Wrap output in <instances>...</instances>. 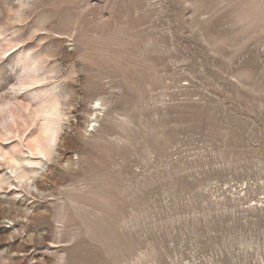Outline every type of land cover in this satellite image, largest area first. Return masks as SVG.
Masks as SVG:
<instances>
[{"label":"rangeland","instance_id":"374dc122","mask_svg":"<svg viewBox=\"0 0 264 264\" xmlns=\"http://www.w3.org/2000/svg\"><path fill=\"white\" fill-rule=\"evenodd\" d=\"M0 221V264H264V0H0Z\"/></svg>","mask_w":264,"mask_h":264},{"label":"bare ground","instance_id":"6f19581e","mask_svg":"<svg viewBox=\"0 0 264 264\" xmlns=\"http://www.w3.org/2000/svg\"><path fill=\"white\" fill-rule=\"evenodd\" d=\"M58 105V104H57ZM59 106V105H58ZM57 106V107H58ZM59 109V107H58ZM57 114H58V111L56 108L54 107H51L49 110H47L45 112V115H46V118H48L47 120L49 121V126L47 125V127L49 128L48 129V132H47V139H46V144L43 146V145H40L38 146V149L42 152H45V155L46 152H49L51 150H54L59 158H68L69 159V154L66 153L65 151V144L67 142H70L69 140L71 139V132H69L68 130H66L64 127V129L60 128L59 129V126L57 124ZM75 117V116H74ZM69 118V117H68ZM61 119V118H60ZM59 123H61L59 121ZM61 127V126H60ZM51 153V152H50ZM49 154V153H48ZM47 156H50V155H47ZM46 156V157H47ZM37 158V157H36ZM28 160V159H27ZM17 161V160H16ZM13 162V161H12ZM15 162V160H14ZM11 164V163H10ZM20 164V163H19ZM28 165L30 166H39L41 165V168H43L44 165H42V162L40 159L38 160H31V161H28ZM59 163H55V164H48L47 166V169L46 171L41 175V177H39L38 179L35 180V183H34V189H36L38 192L42 191L44 185L42 184V180L45 178V177H53L57 171H58V168H59ZM62 165V164H61ZM17 166V165H15ZM19 166V165H18ZM13 168V167H12ZM20 168V166H19ZM40 168V167H39ZM38 171V170H37ZM40 171V170H39ZM38 171V172H39ZM37 172V173H38ZM33 173V172H32ZM35 173V171H34ZM36 173V174H37ZM25 176V175H23ZM36 176V175H35ZM58 176V175H56ZM27 177V176H26ZM28 179V178H27ZM54 179V178H52ZM26 180V179H25ZM30 181V180H29ZM51 181V180H50ZM53 181V180H52ZM26 182V181H25ZM33 182V181H32ZM31 182V183H32ZM28 183V182H27ZM29 184V183H28ZM43 193V192H42ZM9 217V216H8ZM2 218V217H1ZM8 219V218H7ZM13 221V220H12ZM7 229L6 227H4L3 225V222L0 221V234L2 232H6ZM34 236V235H33ZM13 237V236H11ZM30 238V237H29ZM34 240V239H33ZM45 240H46V236H41L38 238L37 240V244H44L45 243ZM34 245V244H33ZM36 246V245H35ZM20 253L18 252H15L13 253L12 255L9 256V259L10 260H14L15 261V264H24V261L26 260V254L24 255H19Z\"/></svg>","mask_w":264,"mask_h":264}]
</instances>
